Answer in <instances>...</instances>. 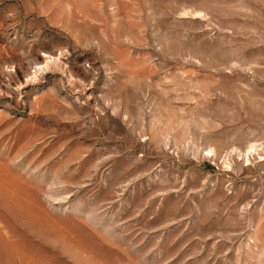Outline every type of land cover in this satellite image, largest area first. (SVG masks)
<instances>
[{"label":"rangeland","instance_id":"374dc122","mask_svg":"<svg viewBox=\"0 0 264 264\" xmlns=\"http://www.w3.org/2000/svg\"><path fill=\"white\" fill-rule=\"evenodd\" d=\"M0 264H264V0H0Z\"/></svg>","mask_w":264,"mask_h":264}]
</instances>
